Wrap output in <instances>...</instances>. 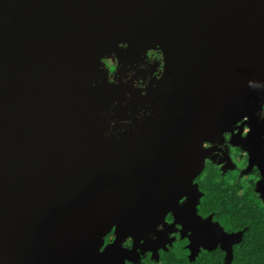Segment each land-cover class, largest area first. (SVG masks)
Instances as JSON below:
<instances>
[{"label":"water","instance_id":"95a60500","mask_svg":"<svg viewBox=\"0 0 264 264\" xmlns=\"http://www.w3.org/2000/svg\"><path fill=\"white\" fill-rule=\"evenodd\" d=\"M155 44L166 67L146 96L106 83L101 56L125 63ZM249 79L264 82V0H0V264H120L126 235L155 254L169 210L191 260L205 241L229 261L240 233L195 214L194 180L215 150L200 142L221 143L242 115L252 132L232 143L261 159L248 146L264 136V89ZM141 108L151 115L138 121ZM113 223L118 239L98 255Z\"/></svg>","mask_w":264,"mask_h":264},{"label":"clouds","instance_id":"9594fccd","mask_svg":"<svg viewBox=\"0 0 264 264\" xmlns=\"http://www.w3.org/2000/svg\"><path fill=\"white\" fill-rule=\"evenodd\" d=\"M119 49L126 50L129 47L127 42H118L116 45ZM142 63H133L131 65H125V75L120 76L119 70L121 68V61L115 52H112L108 55H103L99 58L98 66L100 71L104 72L105 81L108 85H114L119 82L127 83L131 80V87L133 89L139 90V95L144 97L147 95V88L151 81L156 80L160 81L165 72L166 67V59L163 49L159 44H155L152 47H148L142 54ZM150 66H154V70L150 72V74H146L143 78L137 77L133 79V76L136 74V70L140 69L148 72ZM95 81H93V86H95ZM247 87L253 90L264 89V82L257 81L253 79H249L246 82ZM153 88L156 87L155 84L152 85ZM126 97H129L128 93H125ZM115 103L113 106H115ZM145 108H150V105H145ZM111 109H109L107 115H111ZM101 115H105V113H101ZM151 115L150 111H145L144 108H141L139 112L136 114L135 119L140 121L144 117ZM257 118V122H264V101L259 103L258 110L254 113ZM120 123L122 125L128 126L132 124L131 119L121 120ZM116 121L110 120L109 121V128L108 132L104 135L107 137L112 133V129L115 127ZM231 131L225 130L220 133L222 138V143L211 141L208 139H203L200 142V148L202 150H211L215 149L210 153V155L205 156L202 160V168L204 169L203 173L198 177L196 183L201 185V190H205V184L211 183L213 185L221 184V176L219 172V166L224 164H228L229 162L231 165L236 166V171L229 174V176L223 178V183L225 185L231 186L235 185L236 177L239 174L241 169L249 168L251 164V170L249 171L251 175H245L239 181V191L237 195H242L244 192L250 190L253 185L256 184L257 181H260L264 175H262L261 169L258 164L251 163L250 153L249 151L241 144H233L232 138L233 136L239 135L241 140H244L249 137L250 133L252 132L251 124L249 123V116L242 115L239 119L235 121L234 124L230 125ZM125 128H120V132H124ZM262 144L261 147L264 148V136L260 137ZM224 153L227 154L228 159L224 160L223 155ZM217 157V161H214L212 157ZM215 162V163H213ZM200 172V171H199ZM197 175V174H196ZM195 175V176H196ZM191 185H193V178L191 180ZM187 196H181L177 200V205H183L185 200H187ZM206 201H201V207L199 210V215H207V211L204 207ZM195 214L198 216L197 213V204L195 205ZM175 217L171 210L167 211L163 215V220L161 223L156 225V232L164 231L165 225L173 226L174 231H170L167 234L168 240L171 241L170 243H165L164 247L169 245L172 246L170 249V253L174 257H179L181 255L186 256V252H181V249L185 244L188 243L187 239L181 241L180 236L181 233L178 231L182 224L174 223ZM117 225L113 223L105 234L100 237V245L97 248V254H103L105 250L109 247L114 245L117 241L118 237L117 233ZM226 230H231L227 229ZM183 231V229H182ZM191 233L189 230L187 234L184 236H188ZM149 237L152 240L156 239V236L153 233H149ZM175 237V240L173 239ZM145 240L143 238L136 241L132 235H126L122 240H120L119 247L127 252L135 251L137 259L131 260L127 257L123 258L122 264H151L150 258L152 257L153 251L151 249H146L141 251V247L144 245ZM163 255V254H162ZM161 264H164V260L162 259Z\"/></svg>","mask_w":264,"mask_h":264},{"label":"trees","instance_id":"16d2710c","mask_svg":"<svg viewBox=\"0 0 264 264\" xmlns=\"http://www.w3.org/2000/svg\"><path fill=\"white\" fill-rule=\"evenodd\" d=\"M199 176L194 180L201 194L197 203L198 215L201 201H206L204 207L207 215L199 216L210 215L225 233H240V240L232 246L229 261L225 259V252L218 247L211 251L202 250L191 260L185 245L181 252H186V256H172L170 253L172 246L169 245L165 250H161L160 261L163 259L164 264H264L263 203H260L251 189L237 195L239 184L225 185L222 177L221 184L207 183L204 186L205 190L202 191L201 185L196 183Z\"/></svg>","mask_w":264,"mask_h":264},{"label":"flooded vegetation","instance_id":"af4514ba","mask_svg":"<svg viewBox=\"0 0 264 264\" xmlns=\"http://www.w3.org/2000/svg\"><path fill=\"white\" fill-rule=\"evenodd\" d=\"M151 67V66H150ZM149 67V69L148 70H152L153 68H154V66H152V68H150ZM144 71H138V72H136V74H135V76H133V79H136L137 77H141V78H143V76H144V73H143ZM235 140H240L241 142H243L244 140H241L240 139V137L238 136L237 138H235ZM223 141H221V143H222ZM231 142H233V141H231ZM243 144V143H242ZM247 144V141H246V143H245V145ZM261 144H262V141L260 140V142H258V145L257 146H255V145H253V143H251V146L249 145L248 146V149L249 148H251V149H253V150H256L257 152H258V154H259V156L261 157V159L260 160H256V159H254V158H251V163H255V164H258L259 166H263L264 165V148H262L261 147ZM247 148V147H246ZM257 155V154H256ZM258 156V155H257ZM226 158L228 159V157H227V154L226 153H224V155H223V159L224 160H226ZM214 159H215V157H214ZM215 161H217V162H219L218 160H217V158L215 159ZM229 164V166H227V167H229V168H226L225 170H224V174H226L228 171H231V170H234V168H236V166L233 164V165H231V163L229 162L228 163ZM221 170H222V166H220V168H219V172H221ZM241 170H243L242 172L240 171L239 172V174H241V173H243V172H245L246 174H248V175H251V173L249 172L250 170H251V164L249 165V168H244V169H241ZM238 174V175H239ZM237 175V176H238ZM221 176H224V175H221ZM237 178V177H236ZM263 178V177H262ZM258 182V181H257ZM257 182H256V184H257ZM235 184H239L237 181H236V183ZM256 184L255 185H253V187L251 188V190H252V192H254L255 194H256V197H257V199L260 201V198H261V196H260V194H259V192H257V190H258V188H256ZM263 188H264V184H263V186H262ZM259 191V190H258ZM199 216V215H198ZM200 217V216H199ZM201 218V220H203V221H205L207 218H210L209 219V224L210 225H212L213 226V224H217L218 225V223H216V222H214L213 220H212V217L209 215V216H207V217H200ZM219 226V225H218ZM220 227V226H219ZM180 229H178V231H179ZM183 234H185V233H183ZM186 234H187V232H186ZM227 234V233H226ZM233 234V233H232ZM182 235V234H181ZM173 239L175 240V237H173ZM180 239L181 240H184V239H187V241H188V238L187 237H183V238H181V236H180ZM152 240V239H151ZM240 240V239H239ZM154 241V240H153ZM201 244H206V242L204 241V242H202V243H200L199 245H198V250H197V254L200 252V251H202V250H205L203 247H202V245ZM236 243H234V244H232L231 245V248H232V246L233 245H235ZM149 245V246H148ZM187 245H188V243L187 244H185V249H187ZM207 246H209L208 244H206ZM205 245V246H206ZM151 245H150V243L149 242H145L144 243V245L141 247V251H144V250H146V249H151V248H148V247H150ZM220 248V246H218L217 245V243L215 244V247H214V249L215 248ZM166 248V247H165ZM221 249V248H220ZM161 250H163V249H161L160 247L157 249V251H156V253L155 254H153L152 253V257L150 258V260H151V264H161V261H160V258H159V255H160V253H161ZM188 250V249H187ZM213 250V249H212ZM207 251V250H206ZM211 251V250H210ZM127 252V251H126ZM189 252V251H188ZM131 255H129V257H130V259L131 260H136L137 259V256H136V254H135V251L133 250L131 253H130Z\"/></svg>","mask_w":264,"mask_h":264},{"label":"rangeland","instance_id":"374dc122","mask_svg":"<svg viewBox=\"0 0 264 264\" xmlns=\"http://www.w3.org/2000/svg\"><path fill=\"white\" fill-rule=\"evenodd\" d=\"M143 62V60H142V55H140V56H138L137 58H135L134 60H132V61H129V62H121V68H120V70H119V75L120 76H123V75H125V65H131V64H133V63H142ZM150 68H152V66L150 67ZM154 70V68L152 69V70H148V72L146 73L145 71L143 72L144 73V76L146 75V74H150V72L151 71H153ZM138 71H143V70H140V69H137L136 70V72H138ZM143 76V77H144ZM156 80H153V81H151L150 82V84H152V83H154ZM214 157L215 156H213V160L215 161V159L217 158V157H215V159H214ZM226 160H227V158H226ZM213 163H215V162H213ZM227 166H229V164H224V165H222V170H221V172H220V176L221 175H224V176H221L222 178H224V177H227V176H229V174L230 173H232V172H235L236 171V168H234V170H231V171H228L226 174H224L223 172H224V170L226 169V168H229V167H227ZM219 168H220V166H219ZM203 171V170H202ZM241 172L243 171V170H240ZM245 175H248V174H246L245 172H243V173H241V174H239L238 176H237V178H236V181L239 183V181H240V179L242 178V177H244ZM263 184H264V178H261V180L260 181H258L257 182V184H256V188H258V190H257V192H259V194H260V196H261V198H260V203H263V205H264V188L262 187L263 186ZM174 229V228H173ZM175 230V229H174ZM173 230V231H174ZM188 232V231H187ZM167 234L168 233H166V236H165V239H167L168 240V237H167ZM169 241V240H168ZM171 241H169V242H165V241H163L162 242V244H165V243H170ZM217 245L218 246H222L221 245V243H217ZM222 247H225V248H228V247H226V245L224 244ZM120 249V248H119ZM121 252L123 251V252H126V251H124V250H120ZM122 252V253H123ZM128 259H130V257H129V255L128 256H126ZM123 258H125V256H122L121 257V263L120 264H122V261H123Z\"/></svg>","mask_w":264,"mask_h":264},{"label":"bare ground","instance_id":"6f19581e","mask_svg":"<svg viewBox=\"0 0 264 264\" xmlns=\"http://www.w3.org/2000/svg\"><path fill=\"white\" fill-rule=\"evenodd\" d=\"M206 244H208V243H206ZM206 244H204V245H206ZM149 246V245H148Z\"/></svg>","mask_w":264,"mask_h":264},{"label":"snow or ice","instance_id":"6c2138e0","mask_svg":"<svg viewBox=\"0 0 264 264\" xmlns=\"http://www.w3.org/2000/svg\"><path fill=\"white\" fill-rule=\"evenodd\" d=\"M185 203V202H184Z\"/></svg>","mask_w":264,"mask_h":264}]
</instances>
